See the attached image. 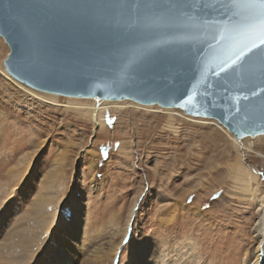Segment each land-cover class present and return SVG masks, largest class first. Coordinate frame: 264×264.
<instances>
[{
	"label": "rangeland",
	"instance_id": "rangeland-1",
	"mask_svg": "<svg viewBox=\"0 0 264 264\" xmlns=\"http://www.w3.org/2000/svg\"><path fill=\"white\" fill-rule=\"evenodd\" d=\"M8 51L0 37V61ZM12 81L0 71V264L255 258L264 136L235 143L213 119L131 101L107 108L98 128L64 95L53 104ZM240 167L256 195L239 186Z\"/></svg>",
	"mask_w": 264,
	"mask_h": 264
},
{
	"label": "water",
	"instance_id": "water-1",
	"mask_svg": "<svg viewBox=\"0 0 264 264\" xmlns=\"http://www.w3.org/2000/svg\"><path fill=\"white\" fill-rule=\"evenodd\" d=\"M112 2L0 0V37L9 49L3 60L6 72L29 87L58 95L179 108L187 115L215 119L236 138L264 134V77L257 66L250 65L256 78L248 86L235 75H216L222 59L218 27H230L236 9L214 4L206 17L201 4L195 14L177 20L174 29H149L135 38L78 14L83 6ZM217 20L220 25L212 23ZM170 37L183 42L144 50ZM28 48L41 60L54 61L57 74L34 72L22 56ZM129 60L140 70L123 71ZM82 80L86 87L78 82ZM252 90H259V95L243 100L242 95Z\"/></svg>",
	"mask_w": 264,
	"mask_h": 264
},
{
	"label": "snow or ice",
	"instance_id": "snow-or-ice-1",
	"mask_svg": "<svg viewBox=\"0 0 264 264\" xmlns=\"http://www.w3.org/2000/svg\"><path fill=\"white\" fill-rule=\"evenodd\" d=\"M201 4L206 17L211 15L209 10L214 4H219L220 8L236 9L230 17L235 22L230 27H218L220 36L217 38V46L222 59L216 65L219 68L216 75L223 73L225 78L235 75L244 86H248L256 78L250 71V65L255 64L259 76L264 77V0H115L112 3L83 6L78 14L84 19L100 20L109 29L122 31L135 38L149 29H174L178 26L177 20L189 13L195 14ZM212 23L221 24L218 20ZM205 26L209 25L206 23ZM177 42L183 41L171 37L156 40L147 44L144 50L156 51L162 45ZM22 56L38 75L51 77L57 74L55 62L41 60L32 48H28ZM122 70L135 72L140 67L135 61L129 60L123 64ZM78 82L87 86L86 80ZM258 95L259 90H252L250 95H242V99L248 101L250 96ZM179 106L184 107V104L180 103Z\"/></svg>",
	"mask_w": 264,
	"mask_h": 264
},
{
	"label": "bare ground",
	"instance_id": "bare-ground-1",
	"mask_svg": "<svg viewBox=\"0 0 264 264\" xmlns=\"http://www.w3.org/2000/svg\"><path fill=\"white\" fill-rule=\"evenodd\" d=\"M0 69L2 70V72L4 74H6L8 77H10L11 80H13L12 82H14L15 85H17L23 91H25V92H27V93L39 98L42 101H47V102H50V103H53V104L57 102L58 96H59L58 94L49 93V92H45V91L34 89L32 87H29V86L23 84L22 82H20V81H18L16 79H14L12 76H10L6 72V70H5L4 66H3V61H0ZM64 96H65V100H66L65 107H66L67 110H70V111L74 112L76 115L80 116L81 119H83V120L96 122L97 125H98V128H102L104 126L103 125L104 124V122H103V120H104V112H105V110L107 108H109V109L111 108L110 110L122 109V107L118 106V103H124V102L131 101V102L136 103V104H133V105H135V106H140L141 105L145 109L146 108H154V107L158 106L162 110H166V111H168L170 113L172 112V110L175 109V107H161V106H159L157 104H141V103H137L135 101H132L130 99H124V100H103V101H101L102 103L99 106H96L95 103H93L95 101V98L74 97V96H66V95H64ZM106 101L108 103L113 104V106L112 107L104 106ZM119 101H121V102H119ZM176 109H179V108H176ZM179 110H181V109H179ZM195 117H200V116H195ZM202 118H205V117H202ZM208 119H213V118H208ZM213 120L214 121H212V122L214 123L215 126H217L219 124L218 125L219 127L218 126L217 127L220 128V130L223 131L224 129H226L224 126H222L215 119H213ZM227 131H224V132L228 134ZM229 134H231V133L229 132ZM230 136H231L233 142H235L234 141L235 139H242V138H236L232 134ZM263 136H264V134L256 135L255 139L260 140L261 138H263ZM248 138H249V136L245 137L244 140H248L249 141V146H250L251 143H250V140ZM56 161H58V159H56ZM236 179L238 180L239 186L241 185V187L245 188V189H253L252 182L255 183L256 180H257L256 176H254V175L250 174L249 172H247L243 167H242V169H241V167L239 169H237ZM254 193H255V190L253 189L251 194L252 195H256ZM256 197L259 200L258 203H260V207L262 208L263 212L260 214V216L258 218V221H257V224H256V227L254 229L257 232V234H258L259 243L257 244L256 249H255V258L249 264H264V204L262 203V198H260L258 195ZM115 252H116V248L113 249V253L112 254H114Z\"/></svg>",
	"mask_w": 264,
	"mask_h": 264
}]
</instances>
